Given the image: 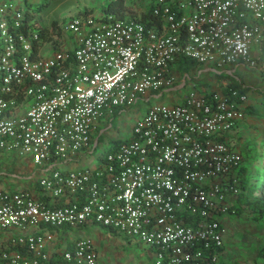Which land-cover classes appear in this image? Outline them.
Instances as JSON below:
<instances>
[{"label":"built area","instance_id":"2783aa9c","mask_svg":"<svg viewBox=\"0 0 264 264\" xmlns=\"http://www.w3.org/2000/svg\"><path fill=\"white\" fill-rule=\"evenodd\" d=\"M129 11L68 15L57 25L75 47L43 57L33 12L0 0V153L43 168L36 191L0 187V264H98L93 240L70 235L92 224L135 237L153 264H220V216L240 192L241 152L226 137L245 92L150 102L91 166L63 164L88 152L105 111L169 89L179 56L259 68L264 0H153L150 24Z\"/></svg>","mask_w":264,"mask_h":264},{"label":"rangeland","instance_id":"374dc122","mask_svg":"<svg viewBox=\"0 0 264 264\" xmlns=\"http://www.w3.org/2000/svg\"><path fill=\"white\" fill-rule=\"evenodd\" d=\"M19 6L28 8L33 12V17L50 27V21L55 19L61 23L67 15L76 13L83 8H91L93 14H98L101 7L107 0H51L49 5L41 10H37V0H14ZM124 4L132 10L146 9L153 0H123ZM192 68V64H188ZM198 65V64H197ZM203 68V64H199ZM188 68V69H189ZM240 75L251 74L252 77H259L258 70L246 64L241 65L235 72ZM191 73V72H190ZM196 83L179 86L174 89L161 91L157 96L151 97L149 101L142 102L138 99L134 103L120 107L111 114L109 123L101 122L91 139V147L88 152L79 156L74 166H91L98 157L112 146L113 143L130 137L131 124L142 115L144 109L150 102L172 103L178 102L179 94L188 89L197 92L200 83L205 81L209 87H216L221 81V77L214 71L203 72L200 76H195ZM248 89V93H250ZM99 121V120H98ZM98 123V122H97ZM235 149L239 147L235 146ZM261 151L260 155H256ZM243 154L244 169L242 174L250 178L254 173L260 177L262 165L264 163V144L260 140L251 145H246L240 150ZM253 152V155L250 154ZM5 156V161L10 166H3L5 161H0V187L4 189L14 188L17 176L20 177L25 173L23 170L24 163L17 160L13 156V152ZM21 158L23 156H20ZM13 164L16 166L13 167ZM27 172V171H26ZM36 174V172H34ZM21 185V184H20ZM249 197L252 194H248ZM233 211L227 212L224 217H220V221L225 225L224 248L219 253L218 259L220 264H258L259 258L256 252L264 244V224L263 219L257 216L256 210L249 204H245L239 199ZM239 210L236 211V208ZM235 210V211H234ZM71 236H88L93 240L97 253L98 264H153L150 252L145 244L137 240L135 237H129L119 231H108L106 227L99 224L88 225L76 230H72Z\"/></svg>","mask_w":264,"mask_h":264},{"label":"crops","instance_id":"0c3cea01","mask_svg":"<svg viewBox=\"0 0 264 264\" xmlns=\"http://www.w3.org/2000/svg\"><path fill=\"white\" fill-rule=\"evenodd\" d=\"M57 24L58 22H56V26L53 27L50 39L42 42L40 48L37 49V55H41L43 57L49 56L55 50H70L71 48L75 47L76 40L74 34L68 30L60 29ZM251 54L252 56L257 58L260 64V67L256 68V70H258L257 73H259V77L257 78L252 77L251 74L240 75L238 72V74H236L235 72L237 71V69L241 67V65H244L243 63L239 62L224 63L220 66H216L213 63L196 62L193 59L179 56L169 64V69L175 78L174 83L170 87V89L176 90L175 88H178L179 86L181 87L182 85L184 86L186 83H188L189 85H193L198 80V77L196 78L195 76H200L203 72L206 71H214L221 77V81L216 85V87H209L206 81L204 83L198 82L200 83L199 89L201 90L199 92H206L214 88H219L223 91H226L227 88L231 87V84L233 82H237L241 86L246 87V90L243 91L245 92V99L242 101H238L236 104V106L242 111V117L236 121L234 127L230 130L231 132L226 137L228 142L233 145L234 148L235 146L239 147V151L244 149L246 145H251L252 143L256 142V140H260L264 143V80L260 77L261 70L264 71V49L261 46H253L251 48ZM188 64H192V68H189L188 66L190 65ZM199 64H203L204 67L200 68ZM248 89H250V93H248ZM185 92L186 90L179 94L178 101L181 100ZM159 93L160 92H157L155 96H157ZM155 96L150 95L148 96V99ZM141 100L142 102L146 101L143 99ZM25 107L26 103L21 104L20 110L24 109ZM118 108L120 107H113L111 111H105L99 118L94 131L97 130L98 125L101 122L109 123V121L111 120L112 112H114ZM8 154L10 153H0V161H5V156ZM13 156H15L17 160H20V162L24 163V165L21 167H24L23 170H25V173L21 177L19 175L17 176L14 188L10 189L27 188L31 191H36L37 186L35 185L34 181L36 177H38L39 174L43 172V168L35 165L28 155H17L13 152ZM20 156L23 157L21 158ZM79 156H81V154ZM79 156L77 157V159L79 158ZM77 159L66 161L68 163H64V167L74 166V163L75 161H77ZM3 166L10 165H8V163H6L5 161V163H3ZM15 166L16 165L13 164V167ZM34 172H36V174ZM227 200L231 203V205L238 204V199L235 197L230 196L227 198ZM224 216L225 214L220 217ZM107 230L112 232L114 231L109 229ZM148 250L152 259L151 249L148 248Z\"/></svg>","mask_w":264,"mask_h":264},{"label":"trees","instance_id":"16d2710c","mask_svg":"<svg viewBox=\"0 0 264 264\" xmlns=\"http://www.w3.org/2000/svg\"><path fill=\"white\" fill-rule=\"evenodd\" d=\"M50 1L51 0H37V10L39 11L42 8H45L47 5H49ZM150 6L151 3L148 5L146 9H141V11L139 12L138 18L142 20L145 24H150L154 20L158 21V19H156L153 15H151ZM128 12H130L129 8L124 4L123 0H107L103 5V7H101L100 13H98L97 15L104 16L106 14H111L114 17L127 18V17H131ZM76 13H92V9L85 7L82 10L77 11ZM55 26H56L55 19H52L50 21L51 28L46 27L45 25L41 24L37 19H35L34 27L39 35L38 36L39 44L50 39L51 37L50 35L53 31V27ZM231 87H236L239 91L246 90L245 86H241L237 82L236 83L233 82L231 84ZM89 142H91V140ZM255 154L258 156L261 154V151H258ZM251 155H253V152L250 154V156ZM243 169H244L243 154H241V161L237 169L239 175L240 192L238 193L236 198L238 199V201L239 199H242L245 204H249L251 207H253L257 212V216L263 219V224H264V163L262 165L260 177L256 173H254L252 177L246 178L245 175L242 174ZM252 193L253 195L249 197L248 194H252ZM234 205L235 204H232L231 206L234 208L235 207ZM238 210L239 207L236 208V211ZM256 257L259 258L258 264H264V244L260 246V248L256 252Z\"/></svg>","mask_w":264,"mask_h":264}]
</instances>
